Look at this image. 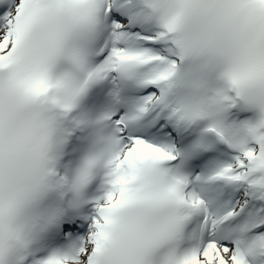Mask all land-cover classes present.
<instances>
[{"label": "snow or ice", "instance_id": "snow-or-ice-1", "mask_svg": "<svg viewBox=\"0 0 264 264\" xmlns=\"http://www.w3.org/2000/svg\"><path fill=\"white\" fill-rule=\"evenodd\" d=\"M0 264H264V0H0Z\"/></svg>", "mask_w": 264, "mask_h": 264}]
</instances>
